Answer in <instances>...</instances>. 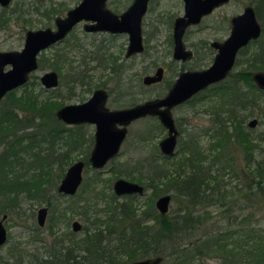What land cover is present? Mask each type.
<instances>
[{"label":"trees","instance_id":"16d2710c","mask_svg":"<svg viewBox=\"0 0 264 264\" xmlns=\"http://www.w3.org/2000/svg\"><path fill=\"white\" fill-rule=\"evenodd\" d=\"M252 3L262 33L240 53L245 56V68L207 90L211 95L208 98H219L210 109L204 110L210 125L198 133L187 132L186 138L179 142L176 153L182 155L174 162L177 167L174 177L170 178L166 171H157L159 150L146 158L149 170L145 177H135L133 169L126 170L124 176L139 182L144 179L145 190L152 189L146 208L137 213V195L120 198L112 190L97 192L93 187L96 182L85 180L80 191L70 196L69 207H63L71 213L82 208L79 214L86 222L82 231L59 236L53 231L55 225L49 223L48 242L42 237L41 228L33 225L26 248L21 242L12 243L7 253L0 255V264H126L153 255L163 256L162 264H204L206 260L217 264H264V231L253 225V214L248 211L254 202H264L262 161L257 159L259 153L255 154L257 146L251 129L245 125L247 116L255 111L264 118V89L252 82L251 72L264 70V0ZM57 13L59 10L53 9L45 14L49 17ZM242 61L239 58L236 64ZM27 86L19 95L17 89L9 91L0 101V215H11L19 208L21 195L34 201L45 199L48 186L56 183L52 175L57 178L63 175L64 161L68 158L66 152L55 155L51 151H33L35 144L59 138L64 132L54 111L62 104L50 109L49 103ZM203 95L192 98L190 103L203 100ZM28 127L34 130L26 131ZM77 134L73 140L79 144L82 135ZM205 135L207 152L201 149V136ZM149 136V133L143 136L142 141H148ZM235 147L243 156V165L231 153ZM26 156V163L36 169L32 175L16 169ZM160 158L169 161L168 157ZM206 158L209 160L205 164ZM52 166L59 174L52 171ZM122 166L116 168L118 174ZM98 174L97 171L95 175ZM225 175L237 180L231 185L232 190L224 180ZM162 179L166 180L163 186L159 185ZM171 185L175 190L172 199L180 197V206L166 214L159 213L154 206L155 198ZM86 187L89 197L82 201L80 197ZM99 196L105 203L94 214L92 203ZM47 205L51 208L50 221L56 219L57 209L51 207V201ZM39 242L44 243L43 250L37 246Z\"/></svg>","mask_w":264,"mask_h":264},{"label":"rangeland","instance_id":"374dc122","mask_svg":"<svg viewBox=\"0 0 264 264\" xmlns=\"http://www.w3.org/2000/svg\"><path fill=\"white\" fill-rule=\"evenodd\" d=\"M79 1L80 0H12L10 5L5 8V10L0 7V14L2 13L5 18L9 19L7 26L0 28V50H21L24 43V35L27 30H36L54 26V16L56 14L47 17L45 14L47 10H59V15H62L67 12V10L77 5ZM109 1V7L118 13L122 12L130 3V0ZM175 2H177L178 5ZM178 2V0H157L155 3L157 14L161 13L166 19L168 15L181 11L182 6L179 5ZM252 2L253 0H231L228 4L215 9L211 16L206 18L199 26L200 29H194L196 32L193 31L194 33H191L189 41L195 43L201 39H205L210 42L214 39L219 40V38H226L229 33L231 17L241 13L246 5L254 6ZM156 30L157 32H155V35L150 37L151 49L148 51V53L138 56L132 61H126L125 63L126 65H130L131 63L138 65L135 69H128L124 75H127V78L129 76L128 81L130 80V83H136L140 81V78L143 75L152 73L158 65L163 63L166 65L171 61V56L168 50L169 48L164 42L169 31L167 30V24L157 25ZM147 31L151 32L154 30L153 28L148 27ZM127 41L128 39L124 35L111 37L104 33H86L82 26L79 25L77 28H75L74 32L66 37L64 41L43 50L38 55L41 65L40 68L34 72L33 77L28 81V83H26V85H28L27 89L33 90L35 93L39 94L41 100L49 103L50 109H53L54 106L59 103L64 106L67 104H77L84 102L88 99L93 88L102 86L103 83H106L109 85V87H113L115 84V77L111 74V71L108 68L106 70L96 68L94 71H89L88 74L92 77V85L90 86V89L87 90V88L83 86H76L75 84H72L70 82V74L76 72V69L83 71L82 68L84 67L88 69L91 66L96 65V61H92L91 58V60L88 59L89 56L91 57L95 54L96 56H99L100 54H104L106 56L111 55L112 57H116L117 62H119L120 58H123L124 56V50L127 45ZM239 58L241 61H243L235 65L233 69L234 72L241 71L246 66L245 56L239 54L238 59ZM85 61L88 62V65H85ZM153 61H155L157 65L152 67L151 63ZM206 61L207 63L210 62L211 58L208 57ZM55 64L59 65V69H57ZM7 68L9 67H6L5 69ZM51 70H55L58 73L59 85L55 88L45 89L40 82V76ZM256 71L264 72L263 69L251 70L253 73ZM173 73L174 72L171 71L165 73L164 80L166 78L172 77L174 79L176 73ZM164 80L158 85L145 87L147 91L145 95L147 97H152L155 95L156 91H161L165 83ZM25 86L17 88L18 95L22 92ZM130 91H133V89ZM206 96H210V93L207 92ZM141 97L143 96L138 98L142 99ZM147 97L144 98L147 99ZM214 101H219V98H204L203 100L197 99L192 103L185 104L183 107L173 111L176 122L177 124H180L182 129V132H180L178 136V143L186 138L188 134L187 132L198 133L201 129H204L210 125L209 115L204 110L210 109ZM60 107L58 106L54 111L56 112V110ZM253 117L257 118L258 122L253 128H250L251 136L254 138V143L257 146L255 154L258 155L259 153L257 159L262 161L264 171V118L255 111V114L247 116L245 119V125H247L249 120H251ZM59 121L62 122L61 120ZM158 123L159 122L156 118L146 117L130 125L128 137L122 144L119 155L114 159L113 162H109L104 168L100 170L94 169L91 166L87 167L84 171V182L85 180L96 182L93 186L95 187V191H104L105 193H110L113 182L117 178L122 177L131 180L124 176L126 174V170L130 171L133 169L132 174L135 177H145L149 170L148 160H146V158H148L151 153H155L158 150V154L162 156L158 147V143L166 135V131L164 128L159 127ZM62 124L64 132L59 138H50L48 142L45 141L40 143V145L35 144L33 146V151H51L55 155H57L59 152H66L68 158L64 161L65 164L63 166V175H61L59 178L56 177V174L52 175V178L56 179V183L51 182V184L48 186L45 199L34 201L27 195H21L19 197V208H16L11 215H8V218L5 221V226L8 230V240L0 248V255H5L9 246L14 242H21L26 248V239L30 236L33 230V225L41 228V235L45 241L48 242L51 239L50 232H48L49 223L55 225L53 231L59 236L72 232V222L75 220L80 222L82 229L86 225L84 218L79 214L82 208L77 209L78 213L76 211V213H71L69 208H67L65 211L63 210V207H69L71 197L64 194L62 196L58 195L60 193L57 191V187L68 167L72 163L81 159H85L86 156L88 157V154L86 153H88V151H90L91 147L93 146L91 140H89L88 143L87 141L80 142L79 144L75 143L73 140V135L75 133H80L82 135L81 138H87L90 136L92 137L95 128L93 124L74 125L66 124L64 122H62ZM149 126L153 127L150 129V132H146ZM31 130H34L33 127L26 128V131ZM20 132L22 131L20 130L19 133ZM70 133H73L72 136H68ZM148 133L150 134L149 140L143 142L142 137L146 136ZM201 147L202 151L207 152V135L201 136ZM231 153L237 158V162H240V165H243V156L240 151H238V148H233ZM181 155L182 154L178 153L177 151V153L172 158H169V161L167 162L162 160L159 156L157 161L160 167L157 171H166L169 173L170 178H173L176 174L175 172L177 171V167L174 166V162L177 163ZM26 159H28V156L25 157V160L23 159L21 163L16 165V169L20 170L21 172L26 171V175H32L34 174L33 171H36V169L29 166V164L26 163ZM208 160L206 158L205 164L208 163ZM123 164V170L118 174L119 171L117 172L116 168ZM52 169L53 172L58 173V170H55L54 166H52ZM97 171L99 174L95 175ZM224 180L229 183L228 188L231 190V185H235L237 183V180L227 175L224 176ZM131 181L138 182L143 186H145L147 183L144 181V179H142V182H139L135 179ZM164 181L166 180L162 179L159 182V185L163 186L162 182ZM80 189L81 187L79 188V191ZM87 192L88 191L86 187L84 194L82 193L83 195L80 197V200L83 201L84 199H88L89 196L87 195ZM151 192L152 189L149 188L145 190L144 195H137V213H140L146 208V205H148L146 200L150 196ZM174 193L175 190L171 185L166 189L165 193H161L159 196L164 194H171L172 196ZM99 197L96 200V203H92L95 205H92L93 212H97V209L101 210L104 206V200L102 197ZM118 197L121 198V196ZM179 198L180 197H177L176 199L171 200L169 211H174L179 208ZM48 201H51V207L57 209L55 212L56 219H51V221V208L47 205ZM89 204H91V202L87 203V206H89ZM253 204L254 206L248 209V211L252 212L253 214V225H255L257 228H262L264 231V202H254ZM42 206H46L48 208V214L44 226L40 227L37 223V214L38 209ZM208 210L212 209L208 208ZM61 211H64L65 216L61 215ZM96 212H94V214H96ZM98 215L103 216L100 214ZM1 216L2 215H0V217ZM82 229L80 231H82ZM37 246L41 248L40 250H43L45 245L44 243L39 242L37 243ZM24 264H26V262ZM204 264L217 263L213 260H206Z\"/></svg>","mask_w":264,"mask_h":264},{"label":"water","instance_id":"95a60500","mask_svg":"<svg viewBox=\"0 0 264 264\" xmlns=\"http://www.w3.org/2000/svg\"><path fill=\"white\" fill-rule=\"evenodd\" d=\"M11 0H0V5L7 6ZM229 0H186V16L189 21L178 19L175 27V58L185 59L189 52L184 51L180 42L183 28L189 23L198 21L201 14L209 13L214 7L222 5ZM147 0H135L134 3L121 15H117L106 7V0H81L78 5L70 8L64 17H56L55 29L45 28L31 30L26 33V42L21 50L0 51V101L9 92L25 85L29 74L38 68L37 55L41 50L48 48L62 40L68 32L80 21L85 24L86 31H106L109 33H127L129 45L127 56L143 50L141 35V17L146 10ZM196 18V19H194ZM232 30L230 36L222 44H214L219 49L214 62L205 70L183 72L176 80L174 86L164 98L148 100L133 107L109 110L105 106L106 92L96 90L91 98L77 103L61 106L56 110V117L66 124L94 123L96 126L95 144L89 155L90 166L102 169L109 159L115 157L124 139L127 126L133 121L145 117L156 116L162 126L167 130L166 135L160 140L158 147L163 156L171 158L176 153L178 131L174 125L170 109L182 103L195 93L205 89L212 83L223 80L233 67L238 51L250 42L257 40L261 35V25L257 19L255 9L246 6L243 12L231 20ZM6 66L9 68L5 69ZM161 69L157 76L144 78L145 83L160 79ZM253 82L264 89V72L256 71L252 75ZM40 82L45 89L55 88L58 77L55 71L44 73ZM258 119L253 117L247 123L253 128ZM117 125H121L118 128ZM84 162L78 160L72 163L62 177L57 191L64 195L73 196L83 178ZM112 191L117 196L145 194L142 184L125 178H118L113 182ZM171 194H164L156 198L154 205L159 213L169 212ZM48 209L42 206L38 209L37 223L45 224ZM8 215L0 217V248L8 240V230L5 221ZM81 229L79 221L73 222L75 232ZM161 255L148 256L143 259L126 264H162Z\"/></svg>","mask_w":264,"mask_h":264},{"label":"flooded vegetation","instance_id":"af4514ba","mask_svg":"<svg viewBox=\"0 0 264 264\" xmlns=\"http://www.w3.org/2000/svg\"><path fill=\"white\" fill-rule=\"evenodd\" d=\"M12 1V0H11ZM11 1L9 2V4L7 6H2L0 5V7L2 9L5 10V8H7ZM81 1V0H80ZM79 1V2H80ZM135 0H130L129 4L127 5V7L120 13L116 12L115 10H113L112 8L109 7V3L110 1L109 0H106V7L108 9H110L112 12H114L115 14L117 15H121L123 12H125L133 3H134ZM157 0H147L146 2V10L144 12V14L142 15L141 17V35H142V44H143V50L141 52H138V53H133L129 56H127V47L129 45V36L127 33H109V32H106V31H95V32H92V31H86L84 29V25L85 24H89L91 23L90 21H86V20H82L80 22H78L69 32L68 34L60 41L56 42L55 44L57 43H61L62 41H64L66 39V37L68 35H70L72 32H74L75 28H77L79 25L82 26L83 30L86 32V33H92V34H96V33H104V34H107L108 36H111V37H116L118 35H124L127 37L128 41H127V45L125 47V50H124V56L123 58H120L119 62H117V58L116 57H112L111 55H104V54H100L99 56H96L95 55H92L91 57L89 56L88 59H92V61H96V65H93L91 66L90 68L86 69L85 67L82 68V70H77L76 69V72H73L71 73L70 75V82L72 84H75L76 86H83L85 88L90 89V86L92 85L91 84V79L92 77L88 74L89 71H94L96 70V68H101V69H104L106 70L107 68L111 71V74L115 77V84L113 87H109V85H107L106 83H103L102 86H97L95 88L92 89L89 97L91 98V96L93 95V93L96 91V90H104L106 92V101H105V106L109 109V110H120V109H126V108H130V107H133L137 104H141V103H144L148 100H153V99H158V98H164L166 96V94L170 91V89L174 86V84L176 83V80L179 78V76L183 73V72H187V71H201V70H205L207 69L209 66L212 65V63L214 62L215 60V57L216 55L219 53V49L214 46V44L218 43V44H222L231 34V30H232V23H231V20L234 16L238 15H233L230 19V28H229V33L227 35L226 38H219L218 39H214V40H211L210 42H208L207 40H199L197 42H192V41H189L190 39V35L191 33L194 31V29H200V25L202 24V22L211 16V14L215 11V9L225 5V4H228L231 0H229L228 2L222 4V5H219L217 7H214L209 13H205V14H201L197 19L198 21H196L195 23H189L187 24L184 28H183V31L181 34V38H180V42L182 44V46L184 47V51H187L189 52V56L186 57L185 59H182V58H175L174 57V54H175V47H176V43H175V27H176V21L178 19H184V21H189V17L186 16V0H178L179 2V5H181V11L179 12H176L174 14H170L166 17L165 19V16H162L161 13H158L157 14V8L155 6V3H156ZM177 4V2H175ZM79 4V3H78ZM77 4V5H78ZM178 5V4H177ZM76 6V5H75ZM246 6H249V5H246ZM245 6V7H246ZM254 8L253 5H250ZM73 8V7H72ZM244 9V8H243ZM255 9V8H254ZM68 11V10H67ZM243 12V11H242ZM256 12V11H255ZM67 12H65L64 14L62 15H59L60 13L56 14L54 16V20L56 17H64L66 15ZM257 16V14H256ZM196 19V18H194ZM258 19V17H257ZM8 18H5L3 16V14L1 13L0 14V28H3L5 26H7V22H8ZM259 21V20H258ZM260 23V22H259ZM160 24H167V30L168 33H167V37L165 38V43L167 44L168 46V50H169V53H170V56H171V61L170 63H167L166 65L163 63L161 65H158L155 70L152 72V73H148V74H145L143 75L141 78H140V81L136 82V83H130L128 81V78H127V75H125L126 71L128 69H135L138 65L137 64H134V63H131L130 65H126V61H132L133 59H135L136 57L138 56H141V55H144L145 53H148V51L151 49V45H150V37L152 35H155V32H157V25H160ZM261 25V24H260ZM153 28L154 31H151V32H148L147 31V28ZM46 28H51V29H55V23H54V26L53 27H46ZM41 29H45V28H41ZM38 30V29H36ZM28 31H31V30H27L25 32V35H24V43H23V46L26 42V33ZM196 32V31H194ZM193 32V33H194ZM261 33H262V27H261ZM256 41V40H255ZM254 41L250 42L247 46L241 48L238 53H237V56H236V59H235V63L233 65V67L231 68V70L229 71L228 75L221 81L219 82H216V83H212L210 85H208L205 89L203 90H200L198 91L197 93H195L194 95H192L190 97V99L182 102V103H179L175 106H173L170 111H171V115H172V118H173V121H174V125L178 131V136L180 134V132H182V129L180 127V124H177L176 122V118L174 116V113L173 111L175 109H178L180 107H183V105L185 104H188L190 103V100L192 98H197L199 94L201 93H204L203 97L204 98H208V96H206L207 94V90H209L210 88H212L213 86L215 85H218L219 83H221L222 81H224L226 78H228L231 74H234L233 72V69L236 65V61L238 59V55L241 53L242 50H244L245 48H247L248 46H251V44L253 43ZM53 44V45H55ZM51 45V46H53ZM49 46V47H51ZM48 47V48H49ZM23 48V47H22ZM47 49V48H46ZM45 50V49H44ZM1 51V50H0ZM12 51V50H10ZM43 50H41L39 52V54L42 52ZM38 54V55H39ZM38 55H37V62H38V68L35 70L37 71L39 68H40V60L38 58ZM210 57L211 58V61L207 63L206 59ZM90 59V60H91ZM88 61V60H87ZM85 61V65H88V62ZM157 64L155 63V61H153L151 63V66H156ZM169 65V66H168ZM6 67H9V66H6ZM170 69H169V68ZM161 69V72H160V79L156 80V81H153L151 83H145L144 82V78L145 77H148V76H157V72L158 70ZM87 70V71H86ZM34 71V72H35ZM51 71H55V70H51ZM86 71V72H85ZM168 71H171V72H174L173 74H175L174 76V79L173 77L172 78H166L164 80V76H165V73H167ZM34 72L30 73L29 74V79L28 81L33 77L34 75ZM49 72V71H48ZM56 72V71H55ZM46 73V72H45ZM57 73V72H56ZM42 76V75H41ZM40 76V77H41ZM57 77H58V85H59V75L57 73ZM90 79V80H89ZM126 79V80H125ZM163 80L165 81L164 83V86L162 88L161 91H156L155 92V95H153L152 97L151 96H146L145 94L147 93L146 91V88L145 87H152L154 85H158L160 84L161 82H163ZM28 81L26 83H28ZM253 82V80H252ZM25 83V85H26ZM254 83V82H253ZM255 84V83H254ZM24 85V86H25ZM57 85V86H58ZM135 87V88H133ZM131 89H133V91H130ZM209 93V92H208ZM138 95V96H137ZM140 96H143L141 97L142 99H139L138 97ZM144 97H147V99H145ZM211 97V95H210ZM87 99V100H88ZM82 103V102H81ZM114 105V106H113ZM146 117H154L157 119V121L159 122V125L161 126V128H164L162 126V124L160 123V121L158 120V118L156 116H145V117H142V118H139L135 121H133L132 123H130L128 126H127V132H126V135L124 137V139L122 140L121 142V146H120V149H119V152L118 154L113 157L112 159H109L107 161V163L105 164V166L109 163V162H113L114 159L119 155L120 151H121V148H122V144L124 143V141L127 139L128 137V134H129V127L130 125H132L134 122L140 120V119H143V118H146ZM80 124H93L94 125V132H93V135L92 137H87V138H81V142H86L87 143L89 142V140L92 141L93 143V146L91 147L90 151H88V157L86 156L85 159H81L83 162H84V169H83V178H82V182H81V185L84 181V171L87 167L90 166V162L88 160L89 158V155L94 147V144H95V133H96V126L94 123H80ZM80 124H74V125H80ZM248 126V125H247ZM118 128H121L122 126L121 125H117ZM164 130L167 132V130L164 128ZM79 134V133H78ZM77 134V135H78ZM79 142V141H78ZM160 142V141H159ZM159 144V143H158ZM179 143H178V137H177V146H176V150H177V147H178ZM176 154V153H175ZM104 166V167H105ZM103 167V168H104ZM97 170H100V169H97ZM122 178V177H121ZM118 179V178H117ZM81 185L79 186V188L81 187ZM79 188L77 190V192L74 194L76 195L79 191ZM145 188V186H144ZM73 195V196H74ZM117 196V195H116ZM48 209V208H47ZM48 214V212H47ZM47 214H46V217H47ZM45 222H46V218H45ZM74 222V221H73ZM73 222H72V231L75 232L73 230ZM44 226V225H43ZM43 226H40V227H43ZM81 229H82V226H81ZM80 229V230H81ZM77 231V232H80Z\"/></svg>","mask_w":264,"mask_h":264}]
</instances>
